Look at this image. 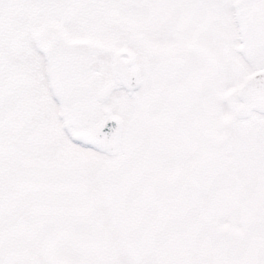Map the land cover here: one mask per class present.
<instances>
[{"label": "snow or ice", "instance_id": "snow-or-ice-1", "mask_svg": "<svg viewBox=\"0 0 264 264\" xmlns=\"http://www.w3.org/2000/svg\"><path fill=\"white\" fill-rule=\"evenodd\" d=\"M0 264H264V0H0Z\"/></svg>", "mask_w": 264, "mask_h": 264}]
</instances>
